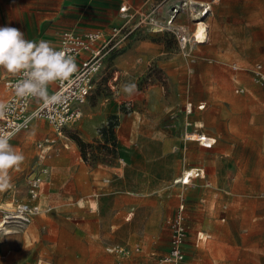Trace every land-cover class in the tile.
<instances>
[{"label":"rangeland","instance_id":"1","mask_svg":"<svg viewBox=\"0 0 264 264\" xmlns=\"http://www.w3.org/2000/svg\"><path fill=\"white\" fill-rule=\"evenodd\" d=\"M117 3L0 0V26L19 28L26 39L57 48L64 31L120 22ZM179 19L192 28L187 15ZM205 21L209 42L193 50L196 62L169 32L141 29L129 37L102 70L80 120L56 137L49 176L36 198L27 192L25 176L36 166L35 142L53 136L52 127L33 120L10 139L25 160L9 172L12 187L0 191V222L17 202L38 209L22 229L0 225V264H115L106 247L132 249L142 236L149 238L148 249L165 253L167 218L180 197L188 262L264 264V86L251 76L255 63L264 67V0H219ZM8 75L0 69V103ZM125 83L137 85L131 97L123 93ZM238 87L244 90L235 92ZM199 100L206 101L205 109L186 115L185 103ZM194 120L204 121L207 135L220 133L214 147L185 139ZM36 125L42 128L33 132ZM194 166L204 167L207 179L174 184ZM128 210L133 214L126 221ZM131 260L150 258L137 252Z\"/></svg>","mask_w":264,"mask_h":264},{"label":"built area","instance_id":"2","mask_svg":"<svg viewBox=\"0 0 264 264\" xmlns=\"http://www.w3.org/2000/svg\"><path fill=\"white\" fill-rule=\"evenodd\" d=\"M219 0H146L140 6H134L130 3H122L118 12L122 21L113 24L107 31L103 30H85L76 31L70 29L60 34L57 50H64L67 54L75 58L77 71L70 78L63 81H57L48 88L49 95H58L62 103L45 106L42 101L32 97H17L14 93L13 85L20 78L9 74L5 77L3 84L6 96L1 103L7 106L5 114L0 117V130L11 134V138L26 130L33 120L44 119L52 127L53 136L38 139L35 142L36 147V166L32 167L25 176L27 192L32 198L40 195L41 187L49 176L47 160L51 157L53 147L56 145V137L62 135L66 126L76 123L83 115V106L87 103L89 96L95 88L102 70L107 62L113 59L124 48L125 42L136 31L144 29L151 33L163 34L171 33L178 46L183 50L186 56H189L191 62L195 61L196 55L193 50L198 46L208 42V25H206V38L199 42L193 35V30L197 23L205 21L207 15L212 13V6ZM194 2V3H192ZM187 15L188 21L192 23V28L185 21H179L181 15ZM233 70L238 66L232 65ZM193 72L189 68V74ZM117 71L114 70L113 81L117 78ZM252 81L264 86V67L262 63H255L251 69ZM116 91L115 86H111ZM244 88L238 87L235 92H242ZM130 104V101H128ZM205 102L194 104L188 101L184 105L185 114L194 113L202 110ZM190 124L192 131L198 134L195 141L199 145L210 148L215 144L216 138L212 137L211 142L203 143V123L197 120ZM190 133V132H189ZM185 139L189 140L188 134ZM56 135V136H55ZM10 138V139H11ZM65 146V145H64ZM194 175H189L183 170L181 175L174 179V184L187 186L192 183L190 179L204 178L203 168H194ZM36 205L24 202H17L16 207L8 218L17 228L22 229L31 222L32 215L37 211ZM185 204L183 197H180L178 207L172 216L167 218L170 229L169 249L165 253L158 254L154 250L148 249L147 239L140 240L136 247L130 249L123 245H110L106 251L115 256V264H135L132 262V256L137 253H146L150 260L139 264H197L188 262L185 253V240L188 231V225L185 220ZM131 212L125 219L129 220ZM1 221L0 223H2ZM199 240L202 236L198 237ZM205 239V238H203Z\"/></svg>","mask_w":264,"mask_h":264},{"label":"clouds","instance_id":"3","mask_svg":"<svg viewBox=\"0 0 264 264\" xmlns=\"http://www.w3.org/2000/svg\"><path fill=\"white\" fill-rule=\"evenodd\" d=\"M0 69L20 78L13 85L17 97H32L45 106L62 103L58 95H49L48 88L57 81L67 80L77 71L75 58L57 50L48 41L25 38L24 32L12 26H0ZM123 93L131 97L135 83H125ZM7 106L0 103V117ZM11 134L0 130V191L12 187L10 170H19L25 160L22 152L10 144Z\"/></svg>","mask_w":264,"mask_h":264},{"label":"bare ground","instance_id":"4","mask_svg":"<svg viewBox=\"0 0 264 264\" xmlns=\"http://www.w3.org/2000/svg\"><path fill=\"white\" fill-rule=\"evenodd\" d=\"M192 3H194V2H192ZM206 23H207L206 21L198 22L197 23V27H195L194 30H193V35H195L196 39L199 40V42L203 41V39L206 38V31H205L206 30L205 27L207 25ZM41 128H42L41 125H36V126L33 127V132L34 131H40ZM33 132H31L30 134L28 133L29 134V135H27L28 139H32L34 137L33 136L34 135ZM197 137H198V134L196 132H194V131H191L188 134V138L191 141H195L197 139ZM211 140H212V136H209V135L203 133V140H202L203 143H209V142H211ZM185 170H186V173H188L189 175H194V173H195L194 169H185ZM189 181H191V179ZM84 202L85 201H82V200L80 201L81 204L84 203ZM9 217L10 216L5 215V219L3 220L2 223H0V225H4V223L10 222L9 219H8Z\"/></svg>","mask_w":264,"mask_h":264},{"label":"crops","instance_id":"5","mask_svg":"<svg viewBox=\"0 0 264 264\" xmlns=\"http://www.w3.org/2000/svg\"><path fill=\"white\" fill-rule=\"evenodd\" d=\"M114 2L115 1H118V3H117V6H116V13H115V15L116 16H119L120 17V20L122 21V18H121V15H120V13L118 12V9H119V6L122 4V3H130V4H132V5H134V6H140V5H142L143 3H145V1L146 0H139V1H137V0H113ZM195 1H199V0H195ZM215 4V3H214ZM214 6V5H213ZM213 6H212V11H213ZM210 15V14H209ZM115 16V17H116ZM120 21V22H121ZM120 22H118V23H120ZM117 22L116 23H112V24H110L109 25V27L107 28V29H99V30H103V31H107L109 28H110V26L111 25H113V24H118ZM75 30V29H74ZM95 30H97V29H95ZM208 42H209V40H208ZM208 42H206V43H208ZM206 43H204V44H202V45H200V46H198V47H201V46H203V45H205ZM198 47L196 48V49H198ZM195 49V50H196ZM196 59H197V57H195V61L194 62H196ZM207 60L209 61V62H212V59H210V58H207ZM189 61L191 62V60L189 59ZM189 69V68H188ZM200 101H202V102H205V106H206V101H204V100H199L198 102H200ZM198 102H196V103H194V104H197ZM205 109V107L202 109V110H204ZM202 110H198V111H202ZM198 122H200V123H203V127H202V129L204 128V121H199V120H197ZM202 132H203V130H202ZM19 133V132H18ZM204 133V132H203ZM212 137H215L216 138V142H215V144H213L210 148H212V147H214L215 145H216V143H217V141H218V139L220 138V133H216L215 135H212ZM199 145V144H198ZM199 146H201V145H199ZM201 147H203V146H201ZM203 148H205V147H203ZM198 164H200V163H197V165ZM203 168L204 169V174H205V177L204 178H196V179H201V180H204V179H207V174H208V172L206 173V170H205V168L204 167H202V166H194V167H190V168H186V169H194V168ZM194 179V178H193ZM193 179H191V182H192V180ZM96 193H94L93 192V194L92 195H95ZM94 207V206H93ZM129 212H131L130 210H128L125 214L127 215ZM132 214H133V212H131V216H132ZM126 217V216H125ZM127 221V220H126ZM147 239V243H149L150 241H149V238L147 237V236H142L141 237V240L142 239Z\"/></svg>","mask_w":264,"mask_h":264},{"label":"trees","instance_id":"6","mask_svg":"<svg viewBox=\"0 0 264 264\" xmlns=\"http://www.w3.org/2000/svg\"><path fill=\"white\" fill-rule=\"evenodd\" d=\"M77 142L79 145H81V146L83 145V143L81 141H79L78 139H77Z\"/></svg>","mask_w":264,"mask_h":264}]
</instances>
